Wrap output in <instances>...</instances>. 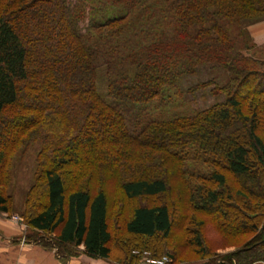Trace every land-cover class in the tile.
I'll list each match as a JSON object with an SVG mask.
<instances>
[{
  "label": "trees",
  "instance_id": "1",
  "mask_svg": "<svg viewBox=\"0 0 264 264\" xmlns=\"http://www.w3.org/2000/svg\"><path fill=\"white\" fill-rule=\"evenodd\" d=\"M259 18L264 0H0V167L31 133L49 161L44 192L34 200L31 189L23 215L48 241L31 242L69 258L83 246L89 257L109 259L114 247L127 264L139 261L134 250L172 264L264 262V61L247 37ZM200 68L226 72L213 90L225 99L170 120L150 118L154 102ZM14 108L11 121L5 116ZM119 146H152L176 160L190 146L224 161L226 172L209 178L214 187L191 196L205 219L185 227V239L174 238L167 206L145 205L126 220L125 237L113 240L105 187L75 188L81 169H123L133 150L116 158ZM120 183L130 200L168 191L159 178L125 175ZM11 212L10 196L0 193V214ZM233 213L240 222L231 229ZM208 223L236 250L212 251L202 233Z\"/></svg>",
  "mask_w": 264,
  "mask_h": 264
},
{
  "label": "rangeland",
  "instance_id": "2",
  "mask_svg": "<svg viewBox=\"0 0 264 264\" xmlns=\"http://www.w3.org/2000/svg\"><path fill=\"white\" fill-rule=\"evenodd\" d=\"M247 31V37L251 45V53L257 56L258 59L264 61V18H259L251 22L248 25ZM227 79L228 75L225 71L200 68L194 76H187L181 80L179 92L171 91V94L169 93L167 97L165 96L166 98L154 102L153 108L147 113L151 116L150 118L170 120L175 117L205 110L225 99L223 95L216 94L213 90L215 81H219L222 84L223 82H227ZM212 80L214 83H211L213 82ZM15 110L16 108L10 111L5 117L11 120L16 114H19ZM12 125L17 130L19 128V121L14 122V124L12 123ZM0 129H2L1 126ZM32 134L22 140L15 152L10 154L8 163L2 168L0 167V193L10 196L12 206V212L10 214L0 215H3V220L12 225L20 226L18 223L21 221L23 225L19 228L23 230V238L27 241L38 240L43 243L48 241L46 235L29 228L23 219L31 189L35 188L32 199L35 198L37 193L42 195L44 192L42 189L44 174L49 163L45 156L43 158L40 155L41 149L43 148L42 141L39 136L32 138ZM166 139L169 141L170 138L166 137ZM172 142L175 143V141ZM116 148L119 149L116 152V158H119L120 151L128 152L131 149L133 150L129 152L131 156L128 160L124 156L123 159L127 164H125L123 169L113 167V172H111L110 165H103L102 168L97 169L84 168L76 172L77 176H75L74 180L76 184L75 188L83 187L94 193L105 187L104 192L109 203V223L114 238L113 240L119 237H125L124 224L126 220L130 219L134 208L145 205L167 206L174 220V238L185 239V227L194 230L195 225H193V222L196 219H205L204 216H200L194 211L191 196L197 195V190L203 187L205 189L214 187L215 184L209 178L215 172L224 170L226 172L224 161L220 158H214L208 153H200L197 147L190 146L185 149L180 147L186 154L182 159L177 158L178 160L169 158L163 151H158L152 146H119ZM170 151L172 154H175L179 150L170 149ZM125 175L131 180L163 179L168 186V191L164 195L152 199L142 198L130 200L121 189V178H124ZM41 201L42 197L38 200V203L33 201L31 207L39 204ZM233 214L232 217L234 219H231L228 224L231 229H234L236 224L238 225V222H240L236 214ZM216 218L218 219V217ZM218 222L221 225L225 223L224 221H220V219H218ZM202 233L212 251L220 248L218 253L226 254L230 253L228 252L230 250L231 252L236 250L234 247L225 248L220 236L216 234L209 223L206 224ZM49 236L53 238L51 235ZM53 248L55 249V247ZM113 250L116 254V248L113 247ZM166 252H168L166 254H169L171 251ZM183 253L185 254V252ZM188 258L190 259L189 261H195L197 257L190 253L188 254ZM200 263L205 264L206 261L205 263ZM200 263L193 262L191 264Z\"/></svg>",
  "mask_w": 264,
  "mask_h": 264
},
{
  "label": "crops",
  "instance_id": "3",
  "mask_svg": "<svg viewBox=\"0 0 264 264\" xmlns=\"http://www.w3.org/2000/svg\"><path fill=\"white\" fill-rule=\"evenodd\" d=\"M18 225L10 224L0 215V264H127L119 252L117 255L113 253L109 259H94L84 253L83 246L76 256L65 257L54 248L27 241L23 238V230L19 228L22 222L19 221Z\"/></svg>",
  "mask_w": 264,
  "mask_h": 264
},
{
  "label": "built area",
  "instance_id": "4",
  "mask_svg": "<svg viewBox=\"0 0 264 264\" xmlns=\"http://www.w3.org/2000/svg\"><path fill=\"white\" fill-rule=\"evenodd\" d=\"M133 254L139 257L136 264H172L169 256L154 257L150 251L134 250Z\"/></svg>",
  "mask_w": 264,
  "mask_h": 264
}]
</instances>
